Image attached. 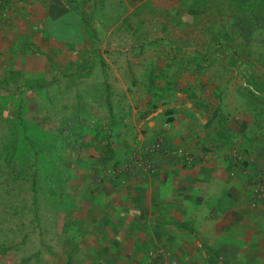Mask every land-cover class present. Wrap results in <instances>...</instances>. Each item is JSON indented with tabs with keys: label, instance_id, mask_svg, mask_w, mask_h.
Segmentation results:
<instances>
[{
	"label": "rangeland",
	"instance_id": "obj_1",
	"mask_svg": "<svg viewBox=\"0 0 264 264\" xmlns=\"http://www.w3.org/2000/svg\"><path fill=\"white\" fill-rule=\"evenodd\" d=\"M60 2L68 15L57 14ZM64 23L72 27L67 35ZM177 95L202 104H264V0H0V264L78 262L74 221L67 231L47 230L53 218L61 229L65 212L76 211L73 200L62 203L59 186L134 183L154 174L163 155L181 160L132 144L128 163L138 159L137 169L110 162L115 120L127 122L140 107ZM250 124L223 121L213 140L217 152L235 154L234 167L253 168L264 180V109ZM87 152L100 165L96 180L77 169L93 165ZM52 186L57 190H47ZM249 195L233 217L196 209L209 233L203 244L228 247L222 255L231 264H264V194ZM172 224L153 226L142 243L131 239L127 245L141 248L111 263L218 264L196 236L165 238L176 231ZM126 239L116 235L113 246L126 247Z\"/></svg>",
	"mask_w": 264,
	"mask_h": 264
},
{
	"label": "crops",
	"instance_id": "obj_2",
	"mask_svg": "<svg viewBox=\"0 0 264 264\" xmlns=\"http://www.w3.org/2000/svg\"><path fill=\"white\" fill-rule=\"evenodd\" d=\"M57 9V14L68 15V10L62 7L61 2ZM83 17L85 16H80L79 21L80 25L85 27ZM88 25L91 29L85 28L92 30L89 23ZM66 26L64 23L60 27L65 35L72 28ZM182 55L183 60L189 61V54ZM236 103L235 106L225 103L202 104L197 102L194 96L177 95L170 102L158 103L149 109L140 107L139 112L132 113L133 118L127 122L125 119L121 122L115 120L112 125V137L109 138L113 149H116L111 156V163L120 161L127 164L128 151L132 144H139L140 147L157 145L161 149L175 147L190 155L192 160H169L163 155L164 159L159 162L154 174L144 175L134 183L128 181L126 184H117L118 180L107 178L106 182L97 183L95 186H59L64 193L62 203H66L67 207L68 200H73L76 211L70 216L67 211L65 216L61 214L65 222L61 229L55 225L58 220L53 218L47 230L67 231L69 224L74 221L80 239V244L75 247V253L72 255L78 261L75 264H115V260L111 263L112 256L122 252L133 254V249L141 248L127 245V242L136 239L142 243V240L151 238V228H156L166 219L167 222L174 223L169 228L176 231L166 232L165 238L171 240L175 236L177 240L178 237L196 236L201 240L198 245L203 253L211 255L218 264H222L218 258H224L231 264V261L222 255L227 253L228 247L223 245L219 249H212L203 244L206 243L205 239L209 233L198 223L202 220L196 218V209L204 212L205 216L209 211L217 210V214L223 212L233 217L237 215L242 203L250 198L249 181L251 176L256 175L253 168L248 170L247 167H234L235 154L217 152V140H213L214 128L218 129L217 126L223 124V121L231 124L237 121L241 124L251 121L250 126L259 122L264 104L260 105L257 100L248 104L239 98ZM143 112V116L135 118ZM120 144H123V150L119 149ZM208 148L213 151L209 152ZM255 154L258 155V151ZM85 156L93 165L87 166V162H84L79 164L77 169L81 176H89V173L94 178V174L100 170V165L96 162V156L91 157L88 152ZM245 156L252 155L246 153ZM258 158L262 160L264 155L261 154ZM95 162L98 165H95ZM105 172L109 173L110 168L105 169ZM47 190L52 192L57 188L52 186ZM170 211L171 213L166 215ZM116 235L118 238H128L125 241L126 247L113 246ZM41 255V258L46 257V253Z\"/></svg>",
	"mask_w": 264,
	"mask_h": 264
},
{
	"label": "built area",
	"instance_id": "obj_3",
	"mask_svg": "<svg viewBox=\"0 0 264 264\" xmlns=\"http://www.w3.org/2000/svg\"><path fill=\"white\" fill-rule=\"evenodd\" d=\"M157 148H158L157 145L147 146L145 151L151 152ZM163 153H165V155L180 157L185 162H190L192 160V157L190 155L185 154L180 149L175 148V147H170V148L163 147ZM140 164H141L140 161L138 159H135L132 164H123L122 169L126 171L129 169L134 170V169H137L138 166H140ZM250 189L254 197H259L263 195L264 194V180H261V178L259 179L257 178V176H255L250 181ZM148 264H160V262L159 261L155 263L150 262ZM171 264H178V263L172 262Z\"/></svg>",
	"mask_w": 264,
	"mask_h": 264
},
{
	"label": "trees",
	"instance_id": "obj_4",
	"mask_svg": "<svg viewBox=\"0 0 264 264\" xmlns=\"http://www.w3.org/2000/svg\"><path fill=\"white\" fill-rule=\"evenodd\" d=\"M82 22H83V24L85 25V27L86 28H88V29H91L90 27H89V25H88V22H87V18L86 17H83L82 18ZM184 227H186L187 226V224H182ZM189 227V226H188ZM187 227V228H188ZM189 230H191V228L189 229ZM219 259V261L222 263V264H228V262H227V260L226 259H224V258H218Z\"/></svg>",
	"mask_w": 264,
	"mask_h": 264
}]
</instances>
